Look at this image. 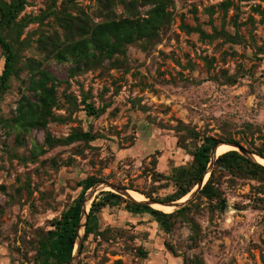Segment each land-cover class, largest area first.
<instances>
[{
	"label": "rangeland",
	"instance_id": "obj_1",
	"mask_svg": "<svg viewBox=\"0 0 264 264\" xmlns=\"http://www.w3.org/2000/svg\"><path fill=\"white\" fill-rule=\"evenodd\" d=\"M152 1L26 0L17 26L4 29L18 58L0 92V264H43L62 213L87 178L98 182L88 214L94 200L106 205L93 210L98 225L82 237L74 264H188L193 257L204 264H264L263 174L215 161L208 179L213 173L217 195L199 190L168 230L106 194L172 195L173 172L190 168L202 137L264 151V0H168L169 20L150 42L138 40L125 55L88 70H78L73 55L60 58L66 40L86 37L70 34L66 20L81 29L133 14L144 18ZM3 68L0 46V74ZM42 72L53 78L48 85L56 102L45 127L22 125L25 104L39 103L33 83ZM85 94L97 108L106 105L104 112L89 114ZM76 130L95 138L46 140ZM182 198L158 204L169 210L162 203Z\"/></svg>",
	"mask_w": 264,
	"mask_h": 264
},
{
	"label": "trees",
	"instance_id": "obj_2",
	"mask_svg": "<svg viewBox=\"0 0 264 264\" xmlns=\"http://www.w3.org/2000/svg\"><path fill=\"white\" fill-rule=\"evenodd\" d=\"M155 7L149 11V16L140 18L127 16L120 19H108L99 23H93L86 26L84 23L81 29L73 22L66 20V30L75 35L80 32V35L86 37L78 42L67 41L63 44L62 52H59L60 58H67L68 55H73L78 70L91 69L93 66L100 64L104 58L112 59L116 54L126 53L128 45L133 44L138 40L147 39L149 42L159 35V31L167 24L168 14L165 6L168 0H153ZM26 0H11L10 3L0 2V46L4 53V68L0 74V92H4L9 87L11 76L14 73V66L17 62V52L13 44L4 35V29L17 26L16 19L21 11L24 9ZM228 4H221V7L227 8ZM135 9L136 7H132ZM202 35H205L201 31ZM226 38L232 42H238V35H229L223 31ZM209 36V35H208ZM211 37V36H209ZM64 60V59H62ZM115 61H113L114 63ZM232 78V77H230ZM52 76L48 72H42L41 78L33 83V88L40 91L39 103L32 104L31 102L25 104V112H20V119L22 125L25 126H40L45 127L48 123V118L51 115V107L55 104L56 98L54 95L53 86H49ZM82 104L85 110L91 115H97L104 112L106 105L97 108L93 103L88 101V95H83ZM40 107L41 111H37ZM144 108V107H143ZM94 135L90 131L76 130L67 137L54 138L47 135V142L53 144H68L77 140H92ZM223 140L213 137H202L201 144L195 149L193 153V161L190 168L180 167L172 174V180L176 187L175 192L165 198H153L148 193H144L150 200L155 201H173L177 200L188 192H190L195 185L200 181L204 175L211 155L216 145ZM223 142L234 143L235 141L228 140ZM255 154L264 158V151H256ZM216 165L219 168L240 169L252 176L264 175V167L249 158H245L236 150H230L221 154L216 159ZM214 174L212 173L205 186L200 193L207 197H214L217 195L216 189L212 186ZM97 180L94 178H87L84 182V187L81 194L75 199L72 205L62 213L61 219L57 223V231L53 237V241L49 243L46 257L43 264H70L73 257V250L75 247L77 233L81 221L82 203L86 191L96 184ZM111 199H121L125 203V208L129 212L149 213L166 229H170V219L175 215L184 213L187 207L177 211L166 213L152 206L125 199L122 196L106 191ZM104 205L103 201L92 202V208L87 216V223L85 226L84 237H88L96 229L98 222L94 211H99ZM220 209L225 210L227 203L225 200L220 201ZM188 264H204V261L199 257H193L187 261Z\"/></svg>",
	"mask_w": 264,
	"mask_h": 264
},
{
	"label": "bare ground",
	"instance_id": "obj_3",
	"mask_svg": "<svg viewBox=\"0 0 264 264\" xmlns=\"http://www.w3.org/2000/svg\"><path fill=\"white\" fill-rule=\"evenodd\" d=\"M229 150H235V147L233 146L232 143L219 142L216 145V147H215V149L213 151L211 160L213 161L216 157L220 156L221 154H223V153H225V152H227ZM259 157L255 153L251 154V156H250V158L253 161H255L256 163H258L259 165L264 167V158H261V160H260ZM207 176H208V171L206 172V174L203 177V182L206 180ZM196 187H198V186L195 185L194 188L189 192V194L184 195L183 198L178 200V201L170 202V203H162L165 207H167V208L170 207L169 210L168 209L166 210V209L162 208L161 205L158 204L159 202H165V201H156L155 203H152V206L155 209H159V210L164 211L166 213L174 212V211H176L179 208V206L186 204L193 197L195 191L197 190ZM95 188H96V184L88 189L87 194H86L85 199H84V202H83L82 218H81L79 229H78V233H77V240H76V243H75V249L73 251V257H74L73 264L75 263V258L77 256L76 255L77 254V244L80 241V237H81V235L83 234V231H84V221H85V218H86V214H87V211L89 209V205H90V203H91V201H92V199H93V197L95 195V193H94L95 191L92 192V190L95 189ZM125 193H126V196L129 197V199H131L133 201L141 202V201H145L146 200V197L143 194H141V193H139L137 191L126 189Z\"/></svg>",
	"mask_w": 264,
	"mask_h": 264
},
{
	"label": "water",
	"instance_id": "obj_4",
	"mask_svg": "<svg viewBox=\"0 0 264 264\" xmlns=\"http://www.w3.org/2000/svg\"><path fill=\"white\" fill-rule=\"evenodd\" d=\"M232 144H233V146L235 147V150H239V151L242 152L243 154L247 155V157H248L249 159H251L250 156H251V154H254V153L246 151L245 148H243V147H241V146H239V145H236V144H234V143H232ZM212 154H213V153H212ZM218 157H219V156H218ZM218 157H216V158L212 161V160H211L212 155H211L210 162H209L208 167H207V169H206V171H205V173H204V175H205L206 172L208 171V176H207V178H206V180H205L204 182H203V177H204V175L202 176V178L200 179V181L197 183V186H198V187H196L197 190L195 191L193 197L195 196V194H196L199 190H201V189L203 188V186H204L205 183L207 182V179H208V177H209V175H210V168H211V166L213 165V163L216 161V159H217ZM251 160H252V159H251ZM252 161H253V160H252ZM253 162H255V161H253ZM210 163H211V164H210ZM96 184H97V183H96ZM94 185H95V184H94ZM90 188H91V187H90ZM87 191H88V190H87ZM87 191H86V193H85V195H84V199H85V196H86V194H87ZM118 191H119V193H121L124 197H126L127 199H129V197H127V196H126V193H125L126 189L118 190ZM193 197H192L190 200H192ZM129 200H131V199H129ZM190 200H189V201H190ZM132 201H133V200H132ZM189 201H188V202H189ZM83 202H84V200H83ZM135 202H137V201H135ZM155 202H156L155 200H150V199L147 198V197H146V200H145V201H141V203H146V204H148V205H150V206H152V203H155ZM188 202H187V203H188ZM187 203H186V204H187ZM186 204L179 206V208H178L177 210L183 208ZM82 207H83V203H82ZM152 207H153V206H152ZM153 208H154V207H153ZM88 210H89V209H88ZM87 216H88V211H87L86 218H85V221H84V231H83V234H82L81 237H80V241H79L78 244H77V253H78V251H79V245H80V242H81V240H82V237L84 236L85 226H86V222H87ZM81 218H82V214H81ZM76 240H77V239H76ZM74 249H75V247H74ZM73 251H74V250H73ZM76 255H77V254H76ZM73 261H74V257H72V260H71L70 264H73ZM75 261H76V258H75Z\"/></svg>",
	"mask_w": 264,
	"mask_h": 264
}]
</instances>
